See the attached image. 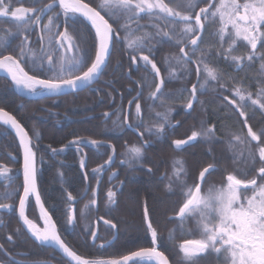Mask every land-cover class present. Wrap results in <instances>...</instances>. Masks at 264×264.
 I'll return each mask as SVG.
<instances>
[{
    "label": "trees",
    "instance_id": "trees-1",
    "mask_svg": "<svg viewBox=\"0 0 264 264\" xmlns=\"http://www.w3.org/2000/svg\"><path fill=\"white\" fill-rule=\"evenodd\" d=\"M83 1L92 7H96L100 2V0ZM51 2L52 0H11V7L13 9L17 7L40 8ZM163 2L174 10L180 11L178 7L180 0H163ZM208 3L209 0H202L196 9L200 6H206ZM58 11H60L59 8L46 11L42 14L40 24H33L27 32L19 35L16 34L15 25L10 18L0 17V55H16L23 35H27L28 47L37 53L34 59L38 60L41 56H45V53L41 51L40 37L42 36L43 47L49 54H55L57 66H59V56L64 55V65L67 69L68 61L78 58L79 53L76 48L68 52L66 49L50 48L48 44L50 38H55V33L64 32L67 28L68 35L73 42L80 44L81 47L86 45L90 52L87 65L80 71L73 72V75H80L94 59L95 47L97 46L96 36L92 28L76 15H69V21L75 22L73 27H69L68 24L64 23L63 15L58 19L56 18ZM116 13L121 15L120 10H116ZM101 14L113 25V28H116V24L112 19H109V16L105 15L104 12ZM49 17L56 19V23L59 24V28L54 24L51 32L43 30V25L48 23ZM141 17L139 24L146 25V27L137 30L134 22L131 25L130 38L140 37L147 33L153 35V38L144 46V55H149V59L156 63L160 69L159 77L155 76L150 64L145 65L139 58L135 64H132L131 56L139 57V50L134 52L127 48L125 41L119 40L115 42L109 64L102 74V77L108 78L107 84H103L99 80L92 88L77 94L57 99L28 100L17 96L10 86L11 83L0 77V108L13 115L31 138L33 151L36 153L39 194L61 238L72 251L90 260H108L120 258L142 248H151L150 231L147 230L144 219V209L147 207L148 219L152 221V225L157 231L160 251L168 257L171 264H178L179 259H182V253H180L178 246L183 239L186 240L188 237L181 231L177 232L176 224H179V220L169 217L175 215L178 209L171 206L165 210L157 209L152 196L146 190L140 191L141 188L136 186L145 183V180L150 177L156 179L155 181L159 185L164 186L168 183L171 155L185 154L189 156L198 151L201 159L196 162L198 165L195 170L199 168L202 170L208 164H214L218 168L212 173V176L217 179L216 182H224L225 177L230 173L238 179H244L245 176L241 178L239 170L247 157L237 158L236 151L233 149L235 146H241L244 149L253 150L258 145L256 141H251L250 137H247V131L249 126L257 133L261 128H264V109H260L258 105H252L251 100L240 101L235 95V90L240 88L246 98L251 93L253 100L258 99L257 93L264 86V78H262L264 70L261 69L262 62L259 59L252 62L245 60L238 68L236 64L232 63L231 56L246 57L250 51L245 41H237L234 50L227 54V58L222 55V42L217 35L212 33V27L218 28V24L211 25L208 21L205 23V32L199 42L196 55L193 56V61L200 66L197 100L193 108L186 112L187 103L191 98L190 87L195 80V72L191 64L185 65L177 62L176 58L180 56L179 47L183 45L182 43L177 44V41L191 37L185 34V38L180 39L178 36L177 26L184 25L183 23L174 25L171 21V23L166 22L162 17H149L146 13H142ZM120 23L124 24L126 20L121 19ZM174 27L177 32L175 38H161L155 35L157 32H168V29ZM9 30H11V34H9ZM117 31L121 37L125 35L123 31L119 29ZM80 33H83V43L79 38ZM171 36L169 35V37ZM229 43V39L225 38L222 48L227 50ZM149 48L151 52H149ZM190 50L191 47L187 51ZM257 51L258 53L264 52V48L258 44ZM44 63L47 64L46 56ZM204 65L216 70L217 80L210 78L208 80L207 74L204 72ZM21 66L29 75H35L41 79L50 78L52 75V73H43L34 68L27 56L21 61ZM127 72L128 76L126 75ZM65 78L70 77L65 76ZM161 78L165 80L164 95L158 93L157 97L150 98V93L155 91V84L159 83ZM203 82L205 88L200 89L199 86ZM104 93L107 95L105 103H109L108 107L104 105L106 108L84 109L88 98L97 103L96 100H103ZM225 97L227 100L224 99ZM231 100H236L237 104L241 105V110L245 111L246 116L241 117L239 115L236 106L230 103ZM130 101L134 102L130 104ZM263 101L264 99L261 100L262 103H264ZM136 102L141 105L139 116L135 110ZM168 109L171 111L168 113L169 124L165 125V132L159 136L155 135L154 132L149 133L146 130L147 127L164 123L156 114L167 112ZM103 113L109 115L104 117ZM125 116L128 123L137 128V133H133L122 126ZM103 118L106 119L102 120ZM201 118L204 119L206 126L213 128L212 138L210 140L197 138L188 146L176 148L173 141L187 139V135L190 136L193 131H200L198 123ZM141 120L145 126L138 127ZM245 120H247V124L244 123ZM103 124H106L105 131L109 134L107 138L100 137L102 132L99 130ZM92 125L97 126V128H93ZM119 130L121 132H118ZM35 133H39V139L36 138ZM236 136L241 137L244 143L238 145L240 143L234 141ZM75 138L96 140L101 142V146L97 147L86 143L80 147V151H77L76 147L69 143ZM127 139L135 140L134 142H137L136 144H139L143 150V156L133 167L121 166L118 163L120 153L124 149L123 143ZM65 145L68 147L64 151L58 152L56 155L52 154L51 149H61ZM230 145L232 146L230 147ZM206 146H211V148L206 149ZM113 147L115 148V159L113 158L112 168L118 171L117 176L122 178V185L118 191L115 186L109 189L110 185H100V193L102 192L103 198H105V190L116 193L115 202H111L109 199L100 200L98 203L99 210L94 208L85 217L81 212L82 199L80 198L86 188L85 178H90V182L93 177L100 175V171L93 172L92 170L98 168L106 157L113 154ZM223 148H227V150L224 151ZM190 157L192 156L190 155ZM82 158L85 160L83 169L80 167ZM154 160H159V167L156 170ZM20 161L21 154L16 138L8 129L0 125V166H6L10 170L7 175L11 178L9 181L5 177H0V196L9 183H11L10 190L15 189L18 192L8 200L0 198V203L14 206L12 209H7L8 213L0 212V224H2V226L0 225V244L10 255L22 260L55 261L58 264L59 262L67 264L51 249L42 248L33 243L18 225L15 210L22 191ZM261 166L262 164H258V167ZM45 174L49 179L47 182L45 181ZM131 186H134L136 191L138 190L137 193H141L136 198L138 223L141 229L139 232L128 230L124 234L120 230L121 220L117 209L121 205L127 204L125 201L127 190ZM94 187L93 183H89V191L85 198L91 195ZM59 188L63 189V198L61 199L62 209L57 210L51 194L59 192ZM69 194L75 199L80 198L76 204L75 220L72 225L66 223L68 210L73 206L68 201ZM168 196L170 195L168 194ZM172 200L175 202L176 199ZM102 208H105V211H102ZM168 210L172 212H167ZM26 214L29 219L40 224L37 211L31 201L27 203ZM104 221H111L116 225V228L105 224ZM94 223L99 226L98 238L92 241L90 240L89 229L93 228ZM84 225H87L86 229ZM173 228H175L174 237L167 241L165 235L172 234ZM17 229L20 231L17 232ZM190 233L195 236L193 231ZM9 236L12 237L11 242L8 240ZM134 236L136 238L127 241L128 238ZM52 254H55L58 260L50 258ZM0 262L9 264L1 251ZM182 264H184L183 260Z\"/></svg>",
    "mask_w": 264,
    "mask_h": 264
},
{
    "label": "snow or ice",
    "instance_id": "snow-or-ice-1",
    "mask_svg": "<svg viewBox=\"0 0 264 264\" xmlns=\"http://www.w3.org/2000/svg\"><path fill=\"white\" fill-rule=\"evenodd\" d=\"M198 5L193 4V12L182 14L179 11L174 10L165 4L163 0H100L96 7H91L90 4L84 3L83 0H52L51 3L44 5L40 8H23L17 7L13 9L11 7V0H0V17H8L15 25L16 34H22L29 30L33 24H40L42 21V14L46 11L59 8L60 11L56 13L58 19L61 15L64 16V23L69 27H73L75 22L69 21V15L73 16L77 13L86 18L95 29V35L98 40V46L95 47L94 59H92L90 66L86 67V70L82 71L80 75H73V72L83 69L90 58V52L85 45L81 47L80 44L73 42L72 38L68 35V29L64 32H57L54 34V39L50 38L48 41L49 47L54 49H66L71 51L76 48L79 53L78 58H73L68 61V68H65L64 55L59 56V66H57L55 54H49L43 47V37H40L41 51L45 53L47 64L45 65V56H41L38 60L34 59L37 53L34 52L29 45V39L27 35H23L20 44L18 45L19 51L16 55H0V70H3L11 78V85L16 88H23L28 90L33 95H44L46 93L59 94L65 90H75L83 87L84 85H90L95 80L101 71L106 68L107 60L110 56L112 46L116 41L123 40L126 42L128 49L132 51L139 50V57L131 56L132 64L137 62V59L142 60L145 65H151L152 71L155 76H160V69L156 63L149 59V55H144V46L149 42L153 35L147 33L140 37L131 36V25L135 22L136 29L140 30L146 25H140L139 20L142 18L141 13H146L149 17L164 18L168 20L171 18V22L174 25L183 23L185 25L183 32L190 36L191 39L179 40L177 44H183L179 47L180 56L177 57V62L182 64L193 63V56L196 55V50L199 47V41L202 40L201 33L205 29L204 20L209 17L217 18L220 22V28L218 30L219 39L223 43L227 37L230 41L229 48L224 50L221 43V54L225 55L234 50L237 40H243L246 42V46L250 49L246 57L243 56H231L232 63L238 67L243 61L252 62L259 59L261 63V69L264 70V52L257 51V45L260 44L261 48H264V0H220L219 4L208 3L207 7H202L199 11H194ZM179 7V5H178ZM118 8L121 15L113 10ZM109 16L116 24V28L105 19L104 15ZM203 18V19H202ZM126 20V23L121 24L120 20ZM59 28V24L56 23V19L53 17L48 18V23L43 25V30L51 32L53 25ZM231 26V30L229 29ZM123 31L125 35L120 36L119 31ZM11 34V30H9ZM155 35L161 38H169L168 32H157ZM83 43V33H80L79 37ZM191 46L190 51H185V47ZM6 50V49H5ZM149 52L151 49L149 48ZM29 57L33 67L43 73H52L50 78L41 79L35 75H29L24 71L21 66V61L25 57ZM197 76L200 75V66L196 68ZM204 72L207 74V78L211 80H217V72L213 68H209L208 65H204ZM68 76L70 78H65ZM165 80L160 79L159 83L155 84V91L150 93L151 97H157V94L164 95L163 86ZM200 89H203V84H200ZM222 87V86H221ZM197 84H193L191 87L192 99L188 101L187 108L193 107V100H197ZM170 95V93H169ZM235 95L239 97L240 101L251 100L252 105H258L260 109H264V103L261 102L264 99V86L261 87L257 93L258 99L253 100L252 94L249 93L247 98L243 94L240 88L235 90ZM227 100V97L224 98ZM130 101L129 103H133ZM230 103L236 106L237 111L241 117L246 116L245 111L241 110V105L237 104L236 100H231ZM136 114L139 116L141 112L140 103H135ZM167 112L157 113L156 115L164 121L157 126L147 127L146 130L149 133H155L159 136L165 132V125L169 124ZM104 116H108V113H104ZM0 123L4 126L10 127L15 130L17 136L20 137V145L24 149L23 158V194L19 195V219L23 222L22 226L26 227L28 232L35 237L36 241L53 242L62 250L63 254L70 257L75 264H129L134 258L145 259L155 261V264H168V257L160 252L155 247L142 248L139 251L130 253L129 255L122 256L119 259L108 260H85L73 252L67 244L61 239L60 235L56 232V226L51 223V217L46 211H43L41 218L45 222V227L40 229L37 225L25 215L26 203L31 196H35L36 203L43 210V204L39 192L36 190V153L33 151V146L30 143L31 138L24 130L23 126L18 120L4 109L0 108ZM115 123V122H114ZM247 124V120L244 121ZM123 127H127L136 131L137 128L133 124L127 123V117H124ZM139 126H145L141 120ZM170 126V125H169ZM213 134V128H201V131H193L187 139L175 140L173 144L176 148L189 144L197 140V138L211 139ZM36 138L39 139V133H35ZM143 135V133H141ZM247 137H250L251 141H256L259 145L258 154L259 160L264 165V128H261L259 132L253 131L252 127H248ZM234 141L243 144L244 141L241 137H234ZM76 147L77 151H80V147L86 143H90L97 147L101 146V142L96 140H86L85 138H75L69 142ZM147 143V142H145ZM232 145H230L231 147ZM68 145H65L61 149H51L52 154L56 155L58 152L64 151ZM113 154L108 157V161L105 163H111L114 155L115 148H112ZM130 154V155H129ZM122 155H126L128 158L122 163L128 167H133L138 163L143 156V150L141 147H135L128 149V151ZM256 154L249 151L246 162H251V168L255 169ZM80 167H85V160H80ZM103 166L93 169V172H99ZM218 168L214 164H208L199 171L198 177L193 181L192 186H189L187 180L182 177L188 176L189 173L182 167H176L174 165L173 176L171 182L176 184L178 189V195L182 197V202L179 204L178 211L175 218L179 220L181 225L185 221L195 219L196 227L200 230L201 239L183 240L179 244V251L182 253V260L184 264H198L202 255L207 254L209 251L214 253H223L224 264H264V166L255 169V176L252 179L242 180L238 179L233 174H228L226 177L227 183L219 188H209L208 191L202 194V184L207 183V178L217 171ZM9 169L6 166H0V177H8ZM151 171V169H148ZM113 176L116 173L112 174ZM85 176L87 174L85 173ZM259 178L260 183L257 181ZM111 179V177H110ZM198 180L199 182H196ZM11 189V183L5 188L0 198L4 200L10 199L14 194H18L17 190ZM251 190V195H246L247 190ZM95 191V190H93ZM116 193L109 190L108 198L111 202H115ZM73 197L68 195V201L71 202ZM95 204V200L90 202ZM14 206L11 204L0 203V210L12 209ZM88 205L85 206L87 208ZM83 215V212H82ZM149 212L147 207L144 209V219L147 224V230L151 233L152 243L157 242V231L152 225V221L148 219ZM75 219L74 212L69 209L67 213L66 223H73ZM103 219V218H101ZM105 224L110 225L112 228H116V225L111 221H104ZM50 224V227H49ZM20 229H17L19 232ZM93 241L97 237L95 231L91 232ZM8 240L11 242L12 237L9 236ZM103 247V245H101ZM0 251H4L3 246L0 245ZM5 255H9L5 252ZM2 264V262H0ZM9 264H25L23 261H17L13 257L9 256Z\"/></svg>",
    "mask_w": 264,
    "mask_h": 264
},
{
    "label": "rangeland",
    "instance_id": "rangeland-1",
    "mask_svg": "<svg viewBox=\"0 0 264 264\" xmlns=\"http://www.w3.org/2000/svg\"><path fill=\"white\" fill-rule=\"evenodd\" d=\"M219 2H220V0H217L216 1V4H219ZM113 10H115V12H116V10H119V9L118 8H114ZM208 19L210 21L211 20H214V22H210L211 25H217L218 24V28L217 27H212L213 28L212 29L213 30L212 33L214 35H217L219 37L218 30L220 28V22H219L218 17L215 18V19L212 18V17L211 18H208ZM229 29L231 30V26L230 25H229ZM237 41H243V40H237ZM237 68H238V66H237ZM208 80H209V78H208ZM203 86H204L203 88H205V83L204 82H203ZM24 90H26V89H24ZM26 91H28V90H26ZM238 99H239V97H238ZM198 124L200 125L199 126L200 127V131H201V128L202 127L205 128V129L206 128H209L208 126H206V123H205V121H204L203 118L199 119V123ZM92 126L95 127V129L97 128V126H95V125H92ZM188 136L189 135H187V137ZM204 140H206V139H204ZM207 140H210V139H207ZM238 145H241V143L238 144ZM133 146L139 147V144L130 146L129 148L125 149L124 153H126L128 151V149L132 148ZM258 147H259V145H256L255 148L253 150H251V149H244L241 146L240 147L239 146H235V148L233 150L236 151V157L237 158L239 157L240 159H242L243 157H248L249 151L254 152L256 154V160L254 162L255 163V169H258L259 168L258 167V164H261V162L259 160ZM210 148H211V146H206V149H210ZM223 150L226 151L227 148L226 149L223 148ZM197 153H198V155H197ZM190 155L192 156V159H193L192 161H191ZM190 155L189 156L188 155H185V154H178V155L177 154H174V155H171L172 158H171L170 165H169V177H168V183H166L167 185L165 184L164 186H161V185H159L157 183V181H155L156 179L150 177L149 179H146L145 180V183H142V184H139V186H136V187H140L141 188L140 191L141 190H143V191L146 190V192H148V194L150 196H152L153 200L156 203L155 207H157V209L160 208V209H164L165 210L166 208H168L170 206L173 207L171 205L173 203L172 202L173 201L172 199H174V198L176 199V197H180L178 195V189H177L176 184H174V183L171 182V178L173 176L174 165L176 167H182L183 169H185L189 173L188 176L182 177V179L187 180V183H188L189 186H192L193 181L196 179V177H198L200 168L199 169L197 168L198 170H195L192 162L193 163H196V162H199L200 161V159H201L200 152L198 151L194 155H192V154H190ZM160 161H161V159H160ZM158 164H159V160L158 161L156 160L154 162V168H155V170L159 167ZM250 165H251V162H246V160L242 163V167L239 170L240 173H241V178H243V176H245L244 179H242V180L252 179L255 176V169L251 168ZM262 166H264V165H262ZM216 180L217 179L215 177H213L212 175L209 178H207V183L204 184V187H203V190H202V194L206 193L209 188H212V187L219 188V187H222L224 184L227 183L226 180H224V182H220V181L219 182H216ZM257 181H258V183L261 182V181H259V178L258 177H257ZM137 192H138V190L136 191L135 190V187L134 186H131L127 190V195H126L127 196V199L125 200L127 202V204L124 205V206L121 205L117 209L118 210V213H120V220H121V222H120L121 223V229L120 230L122 231V233L127 232L128 230L130 232L131 231H133V232H139V230L141 229L139 227V223H138V209H137V206H136V198H138L139 197V194H141V193H137ZM168 194L170 196H168ZM245 194L246 195H251V190L250 189L247 190ZM82 197H85V191H84ZM114 215H115V211H114ZM39 221H40V224H38L37 227L40 228V229H43L45 227L44 220L40 217L39 218ZM190 222H192L193 224L190 225L189 224ZM176 225H177V232H180L181 231L183 234H185L186 236H188L186 238L187 240H191V239H201L202 238V235H201L200 230L196 227V221H195V219H191V220L185 221L183 223V225H181V223L180 224H176ZM84 228L86 229L87 228V225H84ZM174 230H175V228H173V230H171L172 234L170 233V234L165 235L167 237V241H169L172 237H174V235H173L175 233ZM89 231H90V240H93L92 239V236H91V232L94 231V229L93 228H90ZM191 231L194 232L195 236H193L190 233ZM134 238H136V236H134L132 238H128L127 241H129V240L131 241ZM183 240H185V239H183ZM211 252L212 251H209V253H211ZM215 255L218 256L219 254L215 253ZM219 259H221V261L223 262V259H224L223 253L221 254V256H220ZM204 262H202L200 264H205ZM138 263H140V264H146V263H143L141 261H139ZM2 264H4V263H2ZM178 264H182V259H179Z\"/></svg>",
    "mask_w": 264,
    "mask_h": 264
},
{
    "label": "flooded vegetation",
    "instance_id": "flooded-vegetation-1",
    "mask_svg": "<svg viewBox=\"0 0 264 264\" xmlns=\"http://www.w3.org/2000/svg\"><path fill=\"white\" fill-rule=\"evenodd\" d=\"M202 0H180V2H179V12H181L182 14H185V13H191V12H193V9H192V5L193 4H196V5H198L200 2H201ZM210 2V1H209ZM215 3V2H214ZM208 5V4H207ZM207 7V6H206ZM200 8H202L201 6L200 7H198L197 9H196V7H195V11H198ZM176 11H177V9H176ZM209 18H211V17H209ZM203 19V18H202ZM171 21V18H169L168 20H166V22H168V23H171L170 22ZM210 21V20H209ZM204 23H207L208 22V19L207 20H204L203 21ZM210 22H214V20H211ZM184 27H185V25H181V26H177V29H178V36L180 37V39H183V38H185V33L183 32V29H184ZM168 29V28H167ZM168 32H169V35H172L171 36V38H175V33H177L176 32V28L174 27V28H171V29H168ZM141 35H143V34H141ZM183 46V45H182ZM194 62V61H193ZM197 66V65H196ZM194 69H195V67H193ZM103 74V73H102ZM102 74H101V77H100V81L103 83V84H107V80H108V78H106V77H102ZM195 74H196V72H195ZM126 75L128 76L129 74H128V72L126 73ZM111 76H113V74H111ZM262 78H264V76L262 77ZM95 86V85H94ZM93 87V86H92ZM91 87V88H92ZM191 93V92H190ZM114 100V99H113ZM112 100V102L114 103V101ZM196 102V101H195ZM195 104V103H194ZM194 106V105H193ZM193 108V107H192ZM191 108V109H192ZM104 114V113H103ZM102 114V115H103ZM101 115V116H102ZM105 117V116H104ZM106 118H103L102 120H105ZM127 123H128V121H127ZM126 129L127 130H129V131H131V132H138L137 130L136 131H133L132 129H129V128H127L126 127ZM118 132H121V130H119ZM117 132V133H118ZM135 141V140H134ZM134 141H131L130 139L128 140H126V141H124V143H123V151L121 152V154H120V158H119V161H118V163H119V165H121V166H127L126 164H124V163H122V161H124V160H126L128 157L126 156V155H122V154H124V151H125V149H127V148H129L130 146H132V145H136L135 143H137V142H134ZM129 142V143H128ZM134 142V143H133ZM109 157V156H108ZM108 157H106L105 159H104V161H103V163L100 165V166H103L102 167V170L99 172L100 173V175L99 176H96V177H93L92 179H91V181L89 182V180H90V178H88V177H86L85 178V184H86V190L88 191V189H89V187H88V185H89V183H93V185L95 186L94 187V189L93 190H95V191H93V192H91V195L89 196V197H87V198H84V199H82V205H81V212H83V215L85 216V217H87L90 213H91V211L92 210H94V208H96L97 210H99V206H98V203H99V201L100 200H104V199H109L108 198V192H109V190H105L106 192H105V195H104V197L105 198H103L102 196H101V193H100V191H101V187H100V185H110V187H109V189H112V188H114V186H115V188H116V190L118 191V190H120V185H122V178H120V177H118L117 176V174H118V171L117 170H115V169H113L112 168V165L114 164V161L112 160V162L111 163H108V164H106L105 162L108 160ZM115 159V158H114ZM99 166V167H100ZM113 173H116V175L115 176H113L112 174ZM110 177H111V179H110ZM225 180H226V178H225ZM227 181V180H226ZM196 182H197V180H196ZM203 186H204V184H203ZM203 188V187H202ZM116 191V192H117ZM75 199V198H74ZM73 199V200H74ZM79 199V198H78ZM175 199V198H174ZM92 200H95V204H91L90 202L92 201ZM79 201V200H78ZM78 201L75 203V204H73V203H71V204H73V206H71V208H73L74 210H75V208H76V204L78 203ZM181 201H182V197H176V200H175V202H173L171 205L176 209H178L179 208V204L181 203ZM86 205H88V207L87 208H85V206ZM102 211H105V208H102L101 209ZM76 212V211H75ZM167 212H172V211H170V210H168ZM3 213H8V211H5V212H3ZM176 215V214H175ZM175 215H171V216H169V217H171V219H173V218H175ZM173 217V218H172ZM170 219V218H169ZM179 224H180V222H179ZM1 226H2V224H0ZM98 224L97 223H94L93 224V229H94V231L96 232V233H98ZM195 227V226H194ZM115 236H116V234H115ZM114 236V237H115ZM93 241V240H92ZM53 253V252H52ZM221 254L222 253H219V255L218 256H216L215 255V253L214 252H211V253H207V254H204V255H202V257H201V259L199 260V262H198V264H200V263H202V262H204L205 264H224L223 262H224V259H223V262L221 261V259H219L220 258V256H221ZM50 258H52V259H55V260H58V257L55 255V254H52V255H50ZM53 264H58V263H56L55 261H51ZM59 264H65L64 262H59Z\"/></svg>",
    "mask_w": 264,
    "mask_h": 264
},
{
    "label": "water",
    "instance_id": "water-1",
    "mask_svg": "<svg viewBox=\"0 0 264 264\" xmlns=\"http://www.w3.org/2000/svg\"><path fill=\"white\" fill-rule=\"evenodd\" d=\"M215 0H210L211 3H214ZM85 3V2H84ZM199 11V10H198ZM76 15H78L79 17H81L83 20H85L88 24L91 25V23L86 19L84 18L82 15H80L79 13H77ZM92 27V25H91ZM93 28V27H92ZM94 32H95V29L93 28ZM203 32L201 33V36H202ZM97 46H98V40H97ZM190 46V45H189ZM188 47V46H187ZM185 47V51H186V48ZM112 52V50H111ZM111 55V53H110ZM109 58L110 56L108 57V60H107V64H108V61H109ZM193 64V66L195 67V70H196V65L194 63H191ZM105 69V68H104ZM103 69V70H104ZM103 70L101 71V73L103 72ZM101 73L98 75V77L93 80V82L90 84V85H84L83 87L79 88V89H75V90H65L59 94H51V93H46L44 95H33L32 93L30 92H26L24 91L23 88H16L14 86H12L13 88V91L14 93L19 96L20 98H24V99H28V100H38V99H45V98H56V97H62V96H66V95H70V94H75V93H79V92H82L84 90H86L87 88L91 87L93 84L96 83V81L99 79ZM197 74V72H196ZM0 77L8 80L10 83H11V78L7 75V73L3 70H0ZM197 78V77H196ZM197 82V79L195 80V83ZM192 99V97H191ZM195 100L192 101V103H194ZM187 111L189 110V108L186 109ZM13 116V115H12ZM17 120V119H16ZM2 126H4L2 123H0ZM6 127V126H4ZM7 129H9L13 135L15 136L16 140H17V143H18V146H19V149H20V154H21V171H22V177H23V158H24V149L23 147H21L20 145V137L16 135L15 133V130L11 129L10 127H7ZM25 130V129H24ZM26 131V130H25ZM29 136V135H28ZM30 143H31V140H30ZM190 144V143H189ZM189 144H186V145H189ZM32 145V144H31ZM184 146V145H183ZM199 182V181H198ZM203 185V184H202ZM202 187V186H201ZM36 190L38 191V187H37V182H36ZM39 192V191H38ZM21 194H23V185H22V192ZM41 198V197H40ZM29 199H31L34 203V205L36 206V209L37 211L39 212L40 216H42V213L43 211H46L44 205H43V210L41 209V207L36 203V200H35V196H31ZM41 203H42V200H41ZM43 204V203H42ZM18 209H19V202H18V205H17V210H16V216H17V221L19 223V225L21 226V228L23 229V231L26 233V235L28 236V238L35 244L41 246V247H44V248H49V249H52L56 254H58L62 259H64L68 264H75V261H72L70 257H67L66 255L63 254L62 250L58 248V246L56 244H54L53 242H39V241H36L35 237H33L31 235L30 232H28L27 228L26 227H23L22 226V221L19 219V215H18ZM73 211V210H72ZM47 212V211H46ZM48 214V212H47ZM49 215V214H48ZM50 216V215H49ZM51 217V216H50ZM51 223H54L52 218H51ZM50 224H49V227H50ZM55 224V223H54ZM56 226V225H55ZM56 232L58 233V230H57V227H56ZM59 234V233H58ZM152 239V238H151ZM153 244V243H152ZM152 247H155L157 248V242L156 244H153ZM158 250V249H157ZM160 251V250H158ZM3 254L5 255V251H3ZM6 256V255H5ZM9 256L10 255H7L6 257L9 259ZM79 256V255H78ZM15 259V258H14ZM140 258H134L133 261H130L129 264H132L133 262L139 260ZM17 260V259H15ZM19 261V260H17ZM25 264H52L50 262H41V261H35V262H25ZM168 264H170L169 260H168Z\"/></svg>",
    "mask_w": 264,
    "mask_h": 264
},
{
    "label": "bare ground",
    "instance_id": "bare-ground-1",
    "mask_svg": "<svg viewBox=\"0 0 264 264\" xmlns=\"http://www.w3.org/2000/svg\"><path fill=\"white\" fill-rule=\"evenodd\" d=\"M199 82V78H198V80H197V83ZM106 93H104L103 94V100L101 101V100H96L97 101V103L96 102H94L92 99H90V98H88L87 100V102L85 103V105H84V109H86V110H89L90 108L91 109H93V108H106V107H108V104L109 103H105V101H106ZM110 101V100H109ZM104 105H107L106 107L104 106ZM94 128V127H93ZM105 129H106V124H103V127L102 128H100V130L99 131H101L102 132V135H100V137H103V138H107L108 137V135L109 134H107V132L105 131ZM191 158V161L193 160L192 159V157H190ZM192 164H193V166H194V168L198 165L197 163H193L192 162ZM20 167H21V162H20ZM47 179H48V177H47V175L45 174V181L47 182ZM51 179H52V177H51ZM49 180V179H48ZM53 181V180H52ZM50 183H53V182H51L50 181ZM85 190H86V188H85ZM62 195H63V189L62 188H59V192H54V193H52L51 194V197H52V199H54L55 200V202H54V205L56 206V209L57 210H59L61 207H62V203H61V199L63 198L62 197ZM82 195V194H81ZM80 195V198H83L82 196ZM87 196V195H86ZM85 196V197H86ZM84 197V198H85ZM83 198V199H84ZM42 200V199H41ZM42 203H43V201H42ZM33 205H34V203H33ZM34 207H35V209H36V206L34 205ZM62 209V208H61ZM18 260H20V261H23V262H25L26 260H22V259H19L18 258ZM141 262H143V263H153L154 261H150V260H148L147 258H145V259H141L140 260Z\"/></svg>",
    "mask_w": 264,
    "mask_h": 264
}]
</instances>
